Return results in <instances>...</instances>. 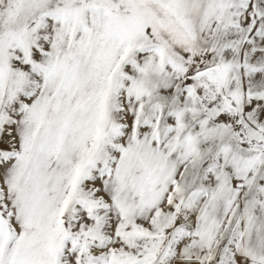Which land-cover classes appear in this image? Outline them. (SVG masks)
Masks as SVG:
<instances>
[{
  "label": "snow or ice",
  "instance_id": "6c2138e0",
  "mask_svg": "<svg viewBox=\"0 0 264 264\" xmlns=\"http://www.w3.org/2000/svg\"><path fill=\"white\" fill-rule=\"evenodd\" d=\"M0 264H264V0H0Z\"/></svg>",
  "mask_w": 264,
  "mask_h": 264
}]
</instances>
